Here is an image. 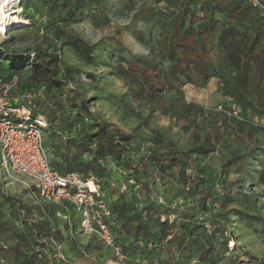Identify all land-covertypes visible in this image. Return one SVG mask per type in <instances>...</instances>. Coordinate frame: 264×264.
<instances>
[{
	"label": "trees",
	"instance_id": "16d2710c",
	"mask_svg": "<svg viewBox=\"0 0 264 264\" xmlns=\"http://www.w3.org/2000/svg\"><path fill=\"white\" fill-rule=\"evenodd\" d=\"M87 1L100 11L101 0ZM158 1L163 2L166 19L158 45L169 63L167 69L141 57L120 58L114 75L128 86L134 101L149 100L169 113L174 122L182 123V129L191 134L193 145L189 149L170 148L159 139L134 144L130 135L113 130L97 111L91 110L90 99L72 87L70 71L60 66L57 55L34 59L4 51L2 60L9 57L13 63L8 71L0 68V81L17 77L9 96L11 108H27L32 119L44 117L46 127L42 130L49 135L52 170L62 175L91 176L102 184L113 215L110 227L127 264H191L193 258L179 253L187 250L184 235H191L193 230L207 234L202 252L195 257L197 263L220 264L218 242H223L227 251L233 250L227 245L233 234L227 228L229 218L218 204L219 197L201 188V181L189 169L194 158H205L219 149L225 163L235 166L260 150L257 177L264 183L263 141L252 129L242 127V121L232 123L229 117L187 100L183 86L190 85L201 94L214 86L219 97L239 107L251 112L254 104L264 108V0H258L260 6L249 0H154ZM69 2L64 0L63 4L67 6ZM80 2L71 3L66 11L69 16L81 7ZM138 15L149 21L156 13L142 7L134 16ZM64 46L85 60L92 53L91 46L77 37L67 40ZM21 60H26L30 68L22 83L18 77L20 66L15 64ZM51 93L57 95L52 103L55 110H37L35 106H45L46 96ZM27 94L32 96L29 104ZM62 97L69 102L64 116L57 112L64 109ZM16 100L20 103L16 104ZM64 136L69 138L63 140ZM142 147L147 149L143 152ZM121 172L125 173L124 179L135 181L138 191L130 186L128 193H120L118 188L109 187L108 180L120 179ZM160 178L169 190L160 191ZM4 183L0 177V264H56L54 256L61 253L54 240L63 231L70 235L75 226L72 216L78 215L74 207L33 199L24 190L29 203L35 205L36 213L31 218V205L5 191ZM136 192L143 198L142 208ZM154 196H161L164 204H158ZM178 199L182 204L172 208ZM238 214L247 222L252 220L244 212ZM162 215L173 216L174 220L163 222ZM57 218L63 219L61 228H55ZM254 220L262 221L260 217ZM247 264L264 261L251 255Z\"/></svg>",
	"mask_w": 264,
	"mask_h": 264
},
{
	"label": "rangeland",
	"instance_id": "374dc122",
	"mask_svg": "<svg viewBox=\"0 0 264 264\" xmlns=\"http://www.w3.org/2000/svg\"><path fill=\"white\" fill-rule=\"evenodd\" d=\"M76 1L70 0L67 6L63 4L64 0L13 2L6 11L7 18L1 26L0 68L8 71L13 63L8 56L2 60L1 53L4 51L22 56L30 55L34 59H49L57 55L60 66L70 71L72 87L85 99H90L91 110L97 111L113 130L130 135L134 144L145 145L159 139L167 147L189 149L193 145L191 134L182 129V123L174 122L169 113L158 109L149 100L134 101L130 97L128 86L114 75L120 58L129 60L141 57L156 63L162 70L167 69L169 63L158 45L161 29L166 23L162 11L163 2L101 0L102 5L98 11L87 0H80L81 7L69 16L66 11ZM142 7L153 10L156 15L149 21L142 15L134 16ZM13 17L26 21V24L12 26ZM72 37L91 46L89 60L64 46ZM137 45H142L146 51L140 50ZM15 64L20 66L18 77L22 83L29 74V65L26 60ZM198 90L190 85L183 86L187 100L194 101L203 109L214 110L221 116L229 117L232 123L242 121V127L252 129L255 136L261 137V149H264L263 106L254 104L255 110L251 112L228 98L219 97L214 86L202 94ZM55 95L51 93L46 96L47 104L41 107L37 104L36 109H43L46 113L55 110V105L52 104L57 98ZM61 101L64 109L57 112L64 116L69 102L66 97H62ZM15 103H20V100ZM45 139L51 153L48 132ZM261 154L257 150L243 158L239 166H235L225 163V156L219 149L205 158H194L189 169L194 178L201 181V188L207 191L210 189L219 197L218 204L229 218L227 228L230 227L233 234L227 245L233 250L227 251L222 246L223 242L219 241L217 245L214 243L220 264H247L251 255L264 261V183L257 177ZM3 185L5 191L20 197L27 205L30 204L31 200L20 184L5 182ZM157 185L161 192L169 190L168 186L162 185L161 178L157 180ZM30 205L32 209L29 216L33 218L36 213L35 205ZM239 212L251 216L252 220L247 222ZM254 217H260L262 221L257 222ZM71 220L75 226L70 235L63 231L61 237L54 240L63 257L56 258V264H123L117 261L110 249L102 247L92 236L83 233L79 226V215L72 216ZM54 223L58 225L55 228H61L63 219L57 218ZM206 238L207 234L200 230L184 235L188 248L179 254L193 258L191 262L196 261L195 257L202 252L200 248Z\"/></svg>",
	"mask_w": 264,
	"mask_h": 264
},
{
	"label": "built area",
	"instance_id": "2783aa9c",
	"mask_svg": "<svg viewBox=\"0 0 264 264\" xmlns=\"http://www.w3.org/2000/svg\"><path fill=\"white\" fill-rule=\"evenodd\" d=\"M254 6H260L258 0H249ZM17 84V77L7 82L0 81V177L4 182H15L33 199L46 203L70 204L80 217V229L84 234L94 237L107 249H110L117 261L127 264L126 255L116 244L113 230L112 210L108 204L106 192L100 182L89 176L80 174L62 175L50 167L48 149L45 146L43 128L46 127L44 117L31 118L27 108L10 107V92ZM29 104L30 94L25 95ZM69 137H62L63 140ZM142 147L141 151H145ZM108 180L110 188H118L120 193H128L129 187L138 191L139 187L133 179ZM139 208L143 207L142 196L136 192ZM158 204H164L161 196H154ZM182 199L172 203V208L182 204ZM64 219H68L64 216ZM161 221L174 220L173 216L160 217ZM142 246V242L139 243ZM62 259V255H55ZM191 264H198L197 261Z\"/></svg>",
	"mask_w": 264,
	"mask_h": 264
},
{
	"label": "bare ground",
	"instance_id": "6f19581e",
	"mask_svg": "<svg viewBox=\"0 0 264 264\" xmlns=\"http://www.w3.org/2000/svg\"><path fill=\"white\" fill-rule=\"evenodd\" d=\"M15 1L16 0H0V33L2 31L1 26L5 23V20L7 18L6 11L8 10L9 6H11V4ZM12 20L14 22L12 26L21 25L24 23L20 18L17 17H13Z\"/></svg>",
	"mask_w": 264,
	"mask_h": 264
},
{
	"label": "clouds",
	"instance_id": "9594fccd",
	"mask_svg": "<svg viewBox=\"0 0 264 264\" xmlns=\"http://www.w3.org/2000/svg\"><path fill=\"white\" fill-rule=\"evenodd\" d=\"M137 47H138L140 50L146 51V49H144V47H143L142 45H137Z\"/></svg>",
	"mask_w": 264,
	"mask_h": 264
}]
</instances>
